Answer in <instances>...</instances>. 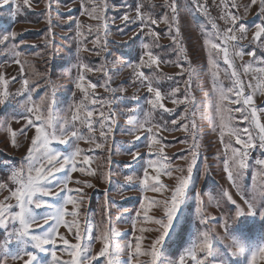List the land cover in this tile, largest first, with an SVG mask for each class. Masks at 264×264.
<instances>
[{"label": "rangeland", "instance_id": "rangeland-1", "mask_svg": "<svg viewBox=\"0 0 264 264\" xmlns=\"http://www.w3.org/2000/svg\"><path fill=\"white\" fill-rule=\"evenodd\" d=\"M170 3L171 0H29L26 5L24 0H9V3L0 5V34L16 33L14 40L0 45V76L7 81L9 92L6 102L0 104V184L7 185V188L0 189V202L15 204L14 199H6L10 197V189L15 187L10 179L11 172L21 166L35 135V128L29 130L27 127L30 114L26 112L25 105L29 98L37 103L43 101L40 103L42 112L51 108L58 135L61 129L67 130L75 125L85 140L92 137V142H77L82 150L81 160L77 162L78 170L69 172L66 166L63 172L56 173L60 179L70 175L68 187L80 190L78 193L73 191L71 195L78 202L82 201L78 205L79 215L75 218L81 239L77 241L74 226L69 230L61 225L59 235L69 244L64 245L57 238L56 245H46L44 252L31 249L37 251L40 264H53L52 251L56 252L59 264H70L69 246L76 243L82 247L91 244L89 255L97 257L93 264H102L104 258L99 257L103 248L102 237L109 229L118 233L111 239L123 249L121 264H147L150 257L136 256L132 259L134 248L129 249L128 245H135L137 238H141V251L150 248L159 235L156 231L159 226L151 221L165 218L163 202L170 201L180 180L188 176L187 169L193 160L194 150L197 153L195 164L192 165L184 202L174 222L170 240L165 243L166 256L176 260L200 231H209L215 237L217 264H248L249 253L230 255L228 246L232 243V235L244 239L246 244L264 243V192L261 191L264 166L256 163L264 160V148L260 147L261 133L250 115L251 107H255L259 122L264 125V95L260 94L264 73L255 71L264 67V34L260 40L255 39L256 25H264L260 0L254 5L251 0H200V4L206 6L207 14L195 7L193 0H175L180 33L175 44L176 26L173 13L167 7ZM141 4V11L157 20V24L147 22L145 26L136 18V7ZM224 4L229 7L225 9ZM93 7L96 8L94 13L91 12ZM225 11L236 15L238 25L243 24L246 29L244 33L235 31L237 40L229 42L230 55L240 73L241 85H234L231 69L215 52L212 59L217 66L213 67L205 43L206 40L218 42L212 28L213 21L221 33L231 26L221 18ZM124 14L129 16L127 21L121 19ZM165 15L168 16L167 23L163 20ZM97 16L98 19L94 18ZM149 31L157 33L159 39L149 35ZM144 44L149 45L147 50L158 56L161 64L159 69L153 66L139 71H143L154 86L160 87L164 95L163 103L169 112L152 108L147 102L151 94L135 75L134 66L147 51L143 48ZM180 47H183V53ZM51 50L54 51L52 55L49 54ZM14 52L21 55L16 57ZM241 52L243 56L236 54ZM249 52H255V56L248 55ZM143 58L147 59L146 56ZM16 59L21 64H17ZM248 65L251 69L245 71ZM214 71L218 72L215 80ZM81 75L89 99H84L85 93L76 87ZM156 76L160 77L158 81ZM24 79L29 82L27 88L23 87ZM214 83L226 90L243 87L244 95H252L255 101L252 106L232 103L227 107L243 108V111L230 114L231 127L238 130L237 135L245 142L250 133L256 147L247 148L243 143L238 144L236 136L227 134L221 141ZM89 84L97 85L94 91L88 87ZM106 88L117 91H106ZM177 88L179 91L174 92ZM185 94L195 96V131L192 130L190 115L193 106L188 105L186 114L184 103L171 102L173 97L183 100ZM229 97L237 98L234 91L229 93ZM92 98L97 100L96 104L91 103ZM81 103L85 109L94 112L92 132L86 124H81L83 110L79 114L80 119L75 122L71 119ZM101 111L105 117H112L110 133L107 132L109 121L100 116ZM130 121L147 122L146 127L151 126L152 132H137L136 125ZM101 123L104 124L103 129ZM9 128L17 132L16 146L12 144ZM21 130H25L26 135H21ZM102 131L106 133L103 136ZM137 135L140 139H136ZM153 135L159 143L150 148V137ZM72 143L71 139L68 145L54 141L50 147L67 155L74 150ZM233 150L247 153L245 169L234 166L230 159ZM130 153H138V156ZM84 156L90 158L88 164L82 162ZM226 160L233 171L235 186L225 171ZM149 161L155 162L154 168L148 166ZM145 171L148 172L147 187L144 184ZM129 176L131 181L126 179ZM153 176H159L165 186L160 192L152 190L156 184ZM224 192L231 194L236 205L244 211V216L236 217V205L224 196ZM60 197L67 199L64 193ZM60 197L45 199L62 204ZM246 201L252 204L256 215L248 214ZM198 202L201 213L197 212ZM73 210L68 205L69 213ZM36 211L43 215L50 209ZM201 215L207 219V224L201 223ZM233 218L235 224L232 223ZM65 219L69 225L74 224L71 215ZM225 220L229 221L228 232L224 230ZM33 227L37 234H43L49 226ZM5 235V230L0 228V256L3 255ZM9 247L14 252L17 245L12 242ZM8 264L24 262L9 259ZM258 264H264V261L258 259Z\"/></svg>", "mask_w": 264, "mask_h": 264}, {"label": "snow or ice", "instance_id": "snow-or-ice-1", "mask_svg": "<svg viewBox=\"0 0 264 264\" xmlns=\"http://www.w3.org/2000/svg\"><path fill=\"white\" fill-rule=\"evenodd\" d=\"M257 0H251V3L254 5ZM9 3V0H0V5ZM24 4H29V0H24ZM193 4L195 7L202 9L205 14H207L206 6L200 4V0H193ZM262 11H264V0H260ZM19 7V5H18ZM167 7L171 9L173 13V21L176 26V35L173 38L174 44L177 43V39L179 37V24L178 17H176L175 13L176 3L175 0H171L170 4H167ZM229 7L228 4H224V8L227 9ZM143 5H137L136 13L137 19L141 21L142 24L146 26L147 22L151 24H157L158 21L153 19L151 16H145V14L141 11ZM91 12H96V8L93 7ZM91 15V13H89ZM94 18H99L94 17ZM225 19L226 22L231 24L223 33L219 30L216 23L213 21L212 28L215 30V34L217 36L218 42H213L211 40H206V46L209 48V58L210 62L213 64L215 68L217 65L215 61L212 59L213 52L217 56L222 58V61L229 69H231V77L234 78V85H241L242 81L240 78V73L237 71L235 65L232 61V56L230 55L229 42L236 41L237 37L234 35L235 31H239L244 33L246 31L245 26L243 24L238 25V17L234 14H231L225 11L224 16L221 17ZM121 19L127 21L129 19L128 14H124ZM164 22H168V16L165 15L163 17ZM114 22V21H113ZM80 25L77 24V29H79ZM258 29L255 33V39L260 40L262 34H264V25H256ZM171 29V25H170ZM143 30V29H142ZM79 35V32H78ZM149 35H152L155 39H159V35L157 33L149 31ZM16 33L13 31H9L7 33L0 34V45H5L10 39L14 40ZM144 49H149L148 44L143 45ZM12 49H15V45L12 46ZM87 51V49H85ZM181 53L184 52L183 47H180ZM238 55L243 56L244 53H236ZM248 55L255 56V52H249ZM16 57H19L21 53L14 52ZM146 56L145 60L143 57ZM17 64H21L19 59L15 61ZM161 64V60L158 56H156L152 51L147 50L143 53L139 63H137L134 68L136 69L135 75L141 80V83L147 87L148 93L151 94V98L148 99V103L152 106L153 109H162L164 112H169L163 103L164 95L160 87L154 86L153 82L149 77L145 75L143 71H139L144 67L152 68L155 66L156 69H159ZM130 67L132 65H129ZM87 68L86 65L83 66ZM182 67V66H181ZM251 69V65H248L245 71ZM21 70L23 67L21 66ZM91 71L92 69H88ZM255 71L264 73V67L257 68ZM155 75V74H154ZM218 76V72H213L214 80ZM158 81L160 79L159 76L155 77ZM170 79V78H169ZM84 77L81 75L78 78V82L76 83V87L81 90V92L85 93L84 99H89L87 95L88 89L84 86ZM28 80H23V87H28ZM0 104H4L9 96V92L7 91V81L4 80L2 76H0ZM251 86V85H249ZM93 91L97 87L96 84H89ZM106 91H117L116 89H108ZM179 89H175L174 92H178ZM214 91L217 97L216 110L219 113L220 117V135L221 141L223 142V136L225 134L229 136H236V143L245 144L247 148H254L256 145L253 143L251 134H248V140L242 141L240 136L237 135L238 130L231 127V113L233 111H243L241 109H232L227 107V104H242L247 106L254 105L255 101L252 95H244L243 87L240 88H229L224 89L221 86H217L214 83ZM235 92L236 99H232L229 97L230 92ZM260 94L264 95V84L260 87ZM242 98V99H241ZM171 102L173 104L184 103L185 108L183 109L184 113H188V105H192L191 118H192V130L195 131V96L185 94L183 100H178L176 98H172ZM43 103V101H40ZM40 103L33 102L29 98L28 104L25 105V110L30 116L27 117V127L30 130L31 128H35V135L31 140V145L27 150V155L24 161L21 162V166L19 168H15L11 172L10 179L12 183L15 185L14 189H10V197L6 198L8 200L14 199L15 204L11 203H3L0 202V228L5 230V238L3 241V255L0 256V264H8V260L12 261H23L24 264H40L37 251L44 252L46 251V245L55 246L57 242V238L63 241L64 245H68L69 242L63 236L59 235L58 229L61 225L72 230L73 226L76 228L75 236L77 241L81 239L79 234V224L75 222V218L79 215L78 205L82 201H77L73 198L71 193L73 191L79 192V189H71L68 187L69 182H71L70 175H65L62 179L57 178L56 173L63 172L65 167H68L69 172L77 171V162L81 160V152L82 150L79 148L78 141L85 140V137L81 135L75 125L72 128L67 130L61 129L59 135L57 134L55 128V121L53 117V113L51 108L49 107L46 112H42L40 108ZM92 104H96L97 100L95 98L91 99ZM107 103V101L105 102ZM84 111V119L81 120V124H86L87 129L92 132L94 131L93 124L91 122V118L94 115V112L90 109H85L83 103L77 106L76 115L72 116V121L80 119V112ZM251 117L254 118V123L256 127L259 129L260 135V147L264 148V125H261L259 122V118L257 116V109L255 107H251ZM100 116L109 121V125L107 128V132H111V115L105 117L104 112H100ZM182 119L186 117H181ZM247 119V117H245ZM66 123V122H65ZM130 123L136 125V131L146 130L149 133L152 132V127H146L147 122L140 123L139 121H130ZM176 123V121H173ZM101 129L104 128V124L101 123ZM159 127V126H157ZM187 127V126H185ZM12 137V144L16 146V137L17 132L8 129ZM244 132L247 133L248 129L245 128ZM21 135H26L25 130H21ZM104 131L101 132V135H105ZM72 140L73 151L67 155L55 151L50 145L55 141L62 145H68L69 140ZM136 139H140L137 135ZM149 147L153 144H158L159 141L156 139L155 135L150 137ZM85 142H92V137H88ZM100 145H97L99 147ZM162 152L163 149L161 148ZM131 155L138 156V153H130ZM193 160L189 165L187 172L188 176L181 179L178 186H176L170 201L165 200L164 203V216L165 218L154 219L151 222L158 225L159 228L156 229L159 235L152 241L150 248L146 251H141V244L139 243V239L137 238V243L135 245L129 244L128 248H134V253L132 259L136 256H148L150 260L147 264H217V253L214 247V239L215 237L210 234L209 231H200L195 235V238L191 241L190 245L184 249V251L178 256L176 260L169 259L165 252V243L170 240V233L173 230L174 222L177 221V214L180 212L181 204L184 202V194L188 187L189 180L192 173V165L195 164V157L197 153L195 150L192 152ZM247 156L246 152L241 153L240 150H233V156L230 158L233 160L234 166L239 169H245L247 164L245 162V158ZM89 157H82V162L84 164L89 163ZM257 164L264 166V160L256 161ZM149 167L155 166L154 161H149ZM83 171V169H80ZM159 171V169H155ZM225 171L227 173L229 181H232L235 186V181L233 179V171L228 166V161H225ZM94 174V173H89ZM144 184L147 187V178L148 172L144 173ZM129 181H131L132 177H126ZM153 180L156 181V184L152 187L153 191L160 192L161 189L165 188V186L160 182L159 176H153ZM91 187V185H88ZM7 188V185L0 184V189ZM56 189H59L57 192ZM261 191L264 192V186L261 187ZM64 193L67 196V199L60 197V194ZM224 196L227 197L232 204L236 205V201L232 199V196L228 192H224ZM45 197H49L55 199L56 197H60L63 200L62 204L50 203ZM153 203H158L153 201ZM246 203H248L246 201ZM68 205H71L74 209L71 213L68 211ZM143 207V205H141ZM46 208L50 209L46 214H38L36 210ZM249 215H256L253 211V206L251 203H248ZM197 212L201 213L202 209L199 207V202L197 206ZM71 215L74 218V224L69 225L66 222L65 217ZM139 216V212L136 213ZM236 217L244 216V211L240 208L239 205H236ZM201 223L207 224V219L201 215L200 217ZM235 218H233L232 223L235 224ZM11 224V229L9 230V225ZM48 225L49 227L45 229L43 234H37L34 231L33 226ZM229 221H224V230L225 232L229 231ZM141 231H148V229H141ZM118 233L115 229H109L105 231L103 234V248L99 253V257L104 258L102 264H121L120 256L123 252V249L120 247L119 243H113L112 237L117 236ZM232 243L228 246L231 256L244 255L246 252L250 254V259L248 264H258V259L264 261V243H259L258 245H252L250 243L246 244L244 239L239 238L235 235L231 236ZM15 242L17 245L16 250L13 252L9 245ZM31 249H35L37 251H33ZM91 244H86L82 247L80 243H76L74 245L69 246L68 255L72 258L70 264H93V261L97 259L94 255H89L91 253ZM53 264H59L58 258L56 256V252H51ZM26 258V259H25ZM68 264V262H65ZM130 264V262H129Z\"/></svg>", "mask_w": 264, "mask_h": 264}, {"label": "trees", "instance_id": "trees-1", "mask_svg": "<svg viewBox=\"0 0 264 264\" xmlns=\"http://www.w3.org/2000/svg\"><path fill=\"white\" fill-rule=\"evenodd\" d=\"M50 49H51V47H50ZM53 52H54V51H52V50H51V51L49 52V54H51V55H52V54H53ZM54 54L56 55V53H54ZM54 62H58V63H59L60 61H58V60H54Z\"/></svg>", "mask_w": 264, "mask_h": 264}]
</instances>
